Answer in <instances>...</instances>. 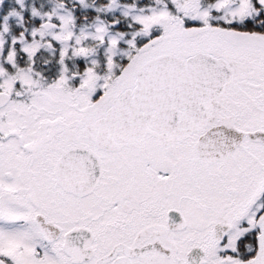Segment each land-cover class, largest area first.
Listing matches in <instances>:
<instances>
[{
    "label": "snow or ice",
    "instance_id": "6c2138e0",
    "mask_svg": "<svg viewBox=\"0 0 264 264\" xmlns=\"http://www.w3.org/2000/svg\"><path fill=\"white\" fill-rule=\"evenodd\" d=\"M0 264H264V0H0Z\"/></svg>",
    "mask_w": 264,
    "mask_h": 264
}]
</instances>
